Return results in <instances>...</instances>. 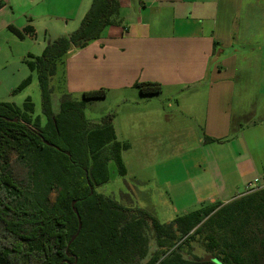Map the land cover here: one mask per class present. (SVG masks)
<instances>
[{"label": "trees", "instance_id": "trees-1", "mask_svg": "<svg viewBox=\"0 0 264 264\" xmlns=\"http://www.w3.org/2000/svg\"><path fill=\"white\" fill-rule=\"evenodd\" d=\"M118 14V0H92L75 31L40 56L28 54L31 74L15 91L36 75L44 121L30 97L23 107L0 103V264H264V188L164 224L97 192L111 178L110 162L127 174L122 152L129 144L118 140L111 115L94 125L84 113L87 100L108 91L84 92L80 101L64 93L55 113L52 80L58 75L65 86L70 52L99 40ZM10 30L20 39L35 36L32 25ZM135 87L144 96L164 90L159 82ZM75 209L82 229L68 247L79 227ZM205 232L207 255L186 259L181 245ZM152 241L161 249L152 251Z\"/></svg>", "mask_w": 264, "mask_h": 264}, {"label": "crops", "instance_id": "crops-1", "mask_svg": "<svg viewBox=\"0 0 264 264\" xmlns=\"http://www.w3.org/2000/svg\"><path fill=\"white\" fill-rule=\"evenodd\" d=\"M45 1L0 0V52L2 35L10 33L6 38L15 43L20 38L10 26L22 30L30 25L35 18L32 6ZM76 1L73 16L80 25L92 0ZM118 2V22L107 27L99 40L70 52L66 63L69 92L84 93L101 86L139 91L136 83L159 82L164 90L144 98L151 102L148 107L123 116L127 122H134L138 114L146 117V128L172 132L171 143L181 138L173 136L184 125L179 124V114L200 122L204 137L197 148L204 173L190 186L199 196L196 204H203L202 208L208 203L226 204L249 192V187L264 186V124L252 119L257 116L258 102L264 100V0ZM59 35L47 37L46 46ZM128 96L142 99L137 93ZM122 118L120 130L128 127L134 132L138 125L127 124L124 129ZM258 133L263 136L256 139Z\"/></svg>", "mask_w": 264, "mask_h": 264}, {"label": "rangeland", "instance_id": "rangeland-1", "mask_svg": "<svg viewBox=\"0 0 264 264\" xmlns=\"http://www.w3.org/2000/svg\"><path fill=\"white\" fill-rule=\"evenodd\" d=\"M32 7H34L32 13L35 18L30 20L29 24L36 28L34 37H28L24 41L14 39L15 43H13L10 41L11 39L6 38L12 36L10 33L5 32L2 35L4 45L0 52V103L10 102L23 107L27 98L30 97L35 104L34 116H42L41 92L36 75L31 85L17 92L15 91L31 74L28 65L24 62L30 54L26 51H35L40 56L46 48L47 37L57 36L59 33L65 35L64 32L66 31H75L79 24H76L73 13L78 7V2L76 0H47L42 5ZM38 47H43L41 52H38ZM65 75V86L62 83L59 84L58 75L52 80V85L55 87L53 94V110L55 113L60 111L64 93H68L70 99L73 100L80 101L83 99V93L69 92L67 88V70ZM101 88L108 91L107 96L87 100L84 108L85 116L92 124L97 125L111 115L118 140L128 143L129 147L122 152L127 174L121 176L115 162H110L111 178L108 183L97 187V192L114 199L123 206L143 209L163 224L184 215L186 212L189 213L202 208L203 204L195 203L199 196L190 187L195 186L193 180L199 174L204 173L202 166L199 164L202 160H200V151L197 148L198 140L204 137L203 126L200 125V122L198 123L195 119L179 114L177 116L179 124L183 123L184 125L173 136L178 135L181 138L174 139L175 143H171L172 132L157 133L153 132L156 129L146 128L143 124L147 120L146 117L138 114L135 116L134 122H127V119L123 116V114H128L133 109L139 111V109L142 110L148 107L151 102L144 98H150L149 96L140 95V91L137 90L125 91L119 89L115 91L106 86L93 90ZM133 93H137L142 99L135 100V98L128 96ZM126 99H129V102H126ZM256 112L257 116L252 119H258L264 124V100L258 102ZM121 117H123V124L126 122L124 129L127 124L135 125L136 123L138 125L136 130L134 132L129 131L127 127L122 132L120 130ZM42 119L44 121L43 116ZM262 128H264V125ZM249 134L253 138V133L250 132ZM262 136L263 134L258 133L256 139ZM123 137L128 138V140H125V138L123 140ZM148 140L152 142L148 143ZM147 144L155 146L148 149L143 146ZM188 179H190L189 182ZM173 181L175 182L173 183ZM174 184L178 185L179 191L176 190V192L173 189L172 185ZM201 188L203 189V186L197 185V189ZM262 188L264 186L258 187L254 191ZM207 191L210 192V189ZM203 196L205 194L202 193L201 197ZM204 199L208 201V198L205 197ZM205 205L210 206L211 204ZM208 243L205 232L195 235L188 243L181 245V242H179L178 245L182 246L181 252L186 259H194L207 255L209 252ZM159 249L161 248L152 241L151 250L157 251Z\"/></svg>", "mask_w": 264, "mask_h": 264}, {"label": "water", "instance_id": "water-1", "mask_svg": "<svg viewBox=\"0 0 264 264\" xmlns=\"http://www.w3.org/2000/svg\"><path fill=\"white\" fill-rule=\"evenodd\" d=\"M46 144L50 145V146H53L52 144L48 143L47 141H44ZM74 204L75 202H73V207H74ZM75 213L77 214V217H78V221H79V227H78V231L77 233L73 236V238L70 240L69 244H68V247L72 244V242L77 238V236L79 235V233L81 232V229H82V220H81V217L79 215V212L75 209Z\"/></svg>", "mask_w": 264, "mask_h": 264}, {"label": "built area", "instance_id": "built-area-1", "mask_svg": "<svg viewBox=\"0 0 264 264\" xmlns=\"http://www.w3.org/2000/svg\"><path fill=\"white\" fill-rule=\"evenodd\" d=\"M258 187H249L248 188V190H249V192H252V191H254L255 189H257Z\"/></svg>", "mask_w": 264, "mask_h": 264}]
</instances>
